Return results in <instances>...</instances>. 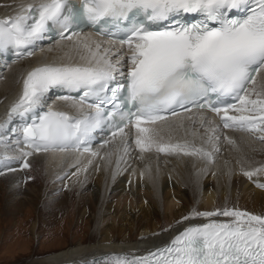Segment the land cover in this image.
I'll use <instances>...</instances> for the list:
<instances>
[{
  "label": "snow or ice",
  "instance_id": "1",
  "mask_svg": "<svg viewBox=\"0 0 264 264\" xmlns=\"http://www.w3.org/2000/svg\"><path fill=\"white\" fill-rule=\"evenodd\" d=\"M187 14L199 19L184 22ZM84 20L97 35L113 37L126 26L127 36L119 41V49L105 47L104 41L76 31L75 25ZM52 27L59 29L60 40L76 37L75 49L84 54L80 63H46L24 78L22 94L9 114V120L25 118L22 140L17 139L23 145V168L30 167L27 157L33 152H89L98 130L107 129L115 137L129 125L135 127L141 152L155 149L211 159L210 152L187 142H165L153 127L169 119L164 113L180 116L178 109L195 123L193 107L223 113V128L258 132L264 140V82L257 81L264 73V0H79V5L73 0H38L21 5L15 16L0 19V52L12 49L19 57L32 56L30 49L47 38ZM125 63L127 84L114 85L118 75H125ZM55 87L83 89L78 100L60 97L73 101L78 115L52 107L36 114ZM125 88L127 96L121 100L119 93ZM213 96L216 101L231 97L238 103L220 107ZM199 120L206 122L203 115ZM4 127L0 125V130ZM260 172L264 167L244 175L252 178ZM191 216L229 219L188 227L169 246L148 255L114 254L102 264H264V216L235 208L194 210Z\"/></svg>",
  "mask_w": 264,
  "mask_h": 264
},
{
  "label": "bare ground",
  "instance_id": "2",
  "mask_svg": "<svg viewBox=\"0 0 264 264\" xmlns=\"http://www.w3.org/2000/svg\"><path fill=\"white\" fill-rule=\"evenodd\" d=\"M36 2L0 0V19L13 17L21 5ZM81 36H91L104 41L105 47L119 49L91 33ZM76 39L44 46L33 58L0 69V125L5 126L0 130V180H7L8 191L3 201L4 212L9 216H17L27 206L35 207L40 197L33 189L23 196V187L29 186L27 168L22 167L23 145L17 143L18 138L11 144L6 133L15 127L21 134L24 123L17 116L9 120L6 111L19 100L23 80L33 68L46 63L81 62L79 57L84 53L75 49ZM257 81L264 82V73ZM51 106L75 109L72 101L55 100ZM188 115L173 117L153 127L165 142H187L210 152L211 159L202 155L165 154L155 149L141 152L135 144L136 133L116 137L109 145L97 147L86 156L71 151H48L33 152L27 157L29 165L44 163L47 179L60 182L52 190L53 194H59L62 186H66V196L71 195V190L79 191L78 221H86L87 205H93L98 211L97 220L92 224L97 243L81 241L77 246L27 264H102L114 254L144 256L168 244L188 227L200 226L212 219H229H194L190 211L194 202L202 211H214L218 203L224 208L229 201H234L236 209L264 216V188L257 186L264 184V172L252 178L244 175L245 171L264 167V140L258 138L261 133L221 131L203 112H192L195 123L187 119ZM200 115L204 116L205 123L199 120ZM53 199L48 202L53 209L66 205L64 200ZM165 217L173 227L161 233L159 220ZM110 219L113 222L109 223ZM36 229L37 225L33 224V234Z\"/></svg>",
  "mask_w": 264,
  "mask_h": 264
},
{
  "label": "rangeland",
  "instance_id": "3",
  "mask_svg": "<svg viewBox=\"0 0 264 264\" xmlns=\"http://www.w3.org/2000/svg\"><path fill=\"white\" fill-rule=\"evenodd\" d=\"M44 166V163L32 162L26 169L25 175L29 186L23 187V196L26 197L25 194L33 189L40 198L37 200L36 208L27 206L17 216H9L4 212L3 200L8 191V184L6 179L0 180V264H27L31 260L77 246L81 241L86 244L98 242L92 228V224L97 220L96 208L87 205L86 221H78L79 191L71 190V195L66 196V186H62L64 188L59 189V194H53L52 190L60 182L47 179ZM55 197L57 200H64L66 205L61 207L62 209H53L48 203ZM224 208L236 209V204L229 201ZM224 208L218 203L215 210ZM194 210L205 212L198 207L197 202H194L193 209H190L191 214ZM111 222L113 221L110 219L109 223ZM159 223L161 233L173 227L166 217L161 218ZM33 224L37 225L34 234ZM135 238L137 240L138 236L135 235Z\"/></svg>",
  "mask_w": 264,
  "mask_h": 264
}]
</instances>
